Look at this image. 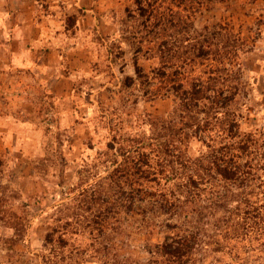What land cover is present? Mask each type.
<instances>
[{
	"label": "rangeland",
	"instance_id": "obj_1",
	"mask_svg": "<svg viewBox=\"0 0 264 264\" xmlns=\"http://www.w3.org/2000/svg\"><path fill=\"white\" fill-rule=\"evenodd\" d=\"M134 1L68 0L62 32L53 41L45 38L57 46L58 59L43 55V72L0 70V264H42L43 256L48 264H148L149 252L178 233L169 226L180 223L154 198L136 202L132 211L106 213L104 227L92 233L82 218L81 226L58 222L76 213L70 199L80 188L113 193L104 180L114 169L107 165L111 129L145 140L151 118L174 113L171 99L149 100L137 87H122L125 77L135 76L136 57L125 33ZM203 2L190 18L197 30L227 24L250 48L238 60L247 93L240 130L264 142V0ZM137 63L147 72L156 66L141 55ZM198 148L195 143L193 152ZM164 184L143 181L144 192H162ZM54 230L63 242L49 251L44 240ZM252 249L256 244L230 243L203 263L195 253L192 264H264Z\"/></svg>",
	"mask_w": 264,
	"mask_h": 264
},
{
	"label": "trees",
	"instance_id": "obj_2",
	"mask_svg": "<svg viewBox=\"0 0 264 264\" xmlns=\"http://www.w3.org/2000/svg\"><path fill=\"white\" fill-rule=\"evenodd\" d=\"M203 3L134 1L131 30L125 33L136 57L135 76L125 77L122 87H137L149 100L171 99L174 113L151 118L145 140L123 138L111 129L107 165L114 169L104 180L113 193L86 185L70 199L77 203L76 213L58 220L64 228L81 226L82 218L83 228L92 233L104 227L106 213L121 207L132 211L136 202L157 199L180 227L169 226L178 233L149 252L148 264H192L195 253L203 263L210 254H223L230 243L242 242L256 244L264 257V142L240 130L247 93L238 60L250 48L227 24L197 30L190 18ZM139 55L156 66L145 71L138 66ZM195 143L199 148L193 152ZM143 181H163L164 190L144 192ZM54 233L44 240L49 251L60 250L63 242ZM49 260L43 256L42 264Z\"/></svg>",
	"mask_w": 264,
	"mask_h": 264
},
{
	"label": "crops",
	"instance_id": "obj_3",
	"mask_svg": "<svg viewBox=\"0 0 264 264\" xmlns=\"http://www.w3.org/2000/svg\"><path fill=\"white\" fill-rule=\"evenodd\" d=\"M67 3L68 0H0L2 73L43 72L48 69L40 61L43 55L56 54L58 59L57 46L45 38L53 41V35L58 30L62 32Z\"/></svg>",
	"mask_w": 264,
	"mask_h": 264
}]
</instances>
